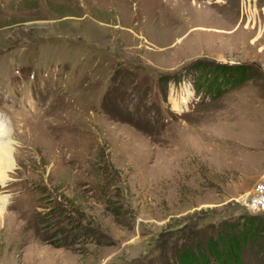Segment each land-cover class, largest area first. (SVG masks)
<instances>
[{"label":"rangeland","instance_id":"1","mask_svg":"<svg viewBox=\"0 0 264 264\" xmlns=\"http://www.w3.org/2000/svg\"><path fill=\"white\" fill-rule=\"evenodd\" d=\"M229 1L0 0V264H177L250 217L264 40L239 39L264 0ZM260 225L236 264H264Z\"/></svg>","mask_w":264,"mask_h":264},{"label":"trees","instance_id":"2","mask_svg":"<svg viewBox=\"0 0 264 264\" xmlns=\"http://www.w3.org/2000/svg\"><path fill=\"white\" fill-rule=\"evenodd\" d=\"M245 226V230L242 233H234L232 230V226L236 224L234 223H227L223 228L218 230V239L214 240L212 237L207 238V245L206 247L209 255L211 257H219L221 256V251L230 253L233 256V259H238L240 246H242L249 237L261 231L263 226L257 224L255 218L249 219ZM197 244L196 246H198ZM201 246H199L200 248ZM198 256L188 245H185L178 250V258L183 262V264H209L208 256L205 252H201Z\"/></svg>","mask_w":264,"mask_h":264},{"label":"built area","instance_id":"3","mask_svg":"<svg viewBox=\"0 0 264 264\" xmlns=\"http://www.w3.org/2000/svg\"><path fill=\"white\" fill-rule=\"evenodd\" d=\"M236 202L242 206L245 209V212H247L250 217H243L240 220L236 221V224L232 226V230L234 233H242L243 230L247 226H245L247 221L249 219L255 218L257 221V224L260 222V216L264 214V173L262 174L261 178L259 181L255 184L253 189L246 195L240 196L239 198L236 199ZM224 226L218 227V230L220 228H223ZM218 239V238H217ZM214 239V240H217ZM244 243L243 245H245ZM242 245V246H243ZM198 256L200 255L201 252H205L208 256V262L209 264H226V258L223 255V251H221V256L219 257H211L208 253L207 250H204L203 247L196 248V250H193ZM227 253V252H226ZM231 255L230 253H227ZM228 264H236V261H229L227 262ZM177 264H181L179 260H177Z\"/></svg>","mask_w":264,"mask_h":264},{"label":"bare ground","instance_id":"4","mask_svg":"<svg viewBox=\"0 0 264 264\" xmlns=\"http://www.w3.org/2000/svg\"><path fill=\"white\" fill-rule=\"evenodd\" d=\"M226 3H228V5H230L231 7L232 6L235 7V4L232 5L231 1H229V0H226ZM242 7L244 10H243V16L241 19V24L244 23V21H245V16H246L245 9L247 11L252 10L250 5H248L247 3H243ZM251 16H252L251 24H248V25H246V27H244V33H242V35L240 36V39H239V43H240L241 47L245 48L246 51H248L250 53L252 52L251 48H253V50H254L255 46L260 44L264 40V34L262 33V31H257L258 26L261 24L262 21L257 20L254 13H252ZM252 23H253V25H252ZM256 32H257V36L254 39H252L251 42H249L250 36H252ZM254 52H256V50ZM252 53H251V55H252ZM262 54H264V49L259 51V55L261 56ZM259 55H258V57H260ZM7 132H8V135L5 137V140H10L11 142L6 143V144L0 143V180H2L3 182H5V177H6L5 172L7 169L8 162H10L12 157H13L14 149L12 148V142L15 140L14 138H12L13 136L11 135V132L9 131L8 125H7ZM3 164H5L6 168L3 167ZM9 167H10V163H9ZM6 204H3L4 208L6 207ZM4 214H5V211H4ZM3 215H2V217H3Z\"/></svg>","mask_w":264,"mask_h":264},{"label":"clouds","instance_id":"5","mask_svg":"<svg viewBox=\"0 0 264 264\" xmlns=\"http://www.w3.org/2000/svg\"><path fill=\"white\" fill-rule=\"evenodd\" d=\"M4 114L0 113V143L6 144L10 143V140H5V137L8 135L7 132V125L8 121H6L3 118ZM0 183H3L2 180H0ZM10 197L7 195H0V217L4 214L5 208L3 207V204L9 203Z\"/></svg>","mask_w":264,"mask_h":264},{"label":"crops","instance_id":"6","mask_svg":"<svg viewBox=\"0 0 264 264\" xmlns=\"http://www.w3.org/2000/svg\"><path fill=\"white\" fill-rule=\"evenodd\" d=\"M219 235V234H218ZM191 250L193 251V249L191 248ZM178 260L181 262V260L178 258ZM181 264H183V262H181Z\"/></svg>","mask_w":264,"mask_h":264}]
</instances>
